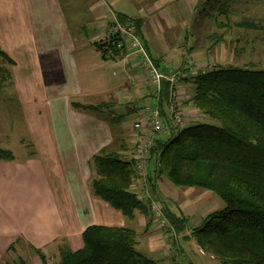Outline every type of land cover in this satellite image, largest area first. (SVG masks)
<instances>
[{"label":"crops","instance_id":"obj_1","mask_svg":"<svg viewBox=\"0 0 264 264\" xmlns=\"http://www.w3.org/2000/svg\"><path fill=\"white\" fill-rule=\"evenodd\" d=\"M135 1L140 5H149V10L140 9L141 15L137 18L144 20L139 38L158 63V67L167 77L172 73H177L179 78L194 74L192 68H185L184 62L182 69H174L164 61L161 63L156 60L158 55L155 53L160 46H155L152 42L151 30H147V27L149 21L156 17L155 23L161 29H174V26L171 27L163 19L165 16L160 12L162 7L159 1L164 4L166 1L178 3L185 9L196 0ZM89 14L93 20V33L83 31L82 26L81 34L77 36L70 30V21L61 0H0V49L16 61L13 74L18 85V80L25 87L34 80L38 86L29 87L26 90L29 97L25 99L31 103L35 101L33 99L38 102L25 105L29 119L27 122H34L37 118L38 125L34 128L36 131L33 139L38 152L24 162L16 158L11 162L0 160V264H15L14 257L7 258L15 253L17 257L22 253L26 264H44L39 251L55 254L57 257L65 247L77 251L83 247V232L93 225L129 227L135 230L138 233V249L148 257L164 251L166 244L169 247L168 234L158 222H153L148 228L147 220L140 214L135 220H127L119 211L91 193L89 181L96 175L92 170L93 157L101 149L111 145L117 149L122 147L118 144L120 133L115 131V125L118 127L125 124L128 117L134 116L144 122L143 109L151 105H145L144 101L148 98L157 101L155 94L149 89L146 72L137 59L126 56L130 52L127 49L122 53L123 57L111 61L124 65L122 67L129 76L128 79L133 80L131 87L125 88L126 91L121 94L117 91L118 96L110 92L106 95L103 91L92 93L95 96L105 95L103 101L96 104L110 103L109 109L103 111L107 118L72 107L69 100L71 96H86L81 83L80 60L75 56L77 44L81 43L80 36L84 38L82 47L87 51L88 44L93 46L94 43L101 42L115 23L114 18L121 13H114L107 0H92ZM82 15L77 14L76 20L80 22ZM183 23L181 27L185 28ZM163 36L168 47L171 46L166 34ZM81 56L84 65L86 54ZM22 64L23 70L17 72ZM47 74L54 77L48 78ZM57 75L59 78L56 81H64L57 82L54 91L48 92L52 87L51 83L56 82ZM20 91L22 94L25 92L23 88ZM189 93L188 89L180 90L177 99L178 112L184 116L185 123L195 122L200 117L196 110L193 111V105L188 103L191 98ZM46 107L50 112L45 116L40 109ZM121 107H127L128 110H122V114L117 115ZM169 117H165V121ZM166 125L169 131L162 135H169L176 130L170 127L171 122ZM120 132L124 134L123 129ZM123 134L119 139L123 138ZM150 135L152 130L148 122H144L142 131L135 132L129 140H125L131 149L126 155L128 159H135L141 140ZM160 139L161 136L156 135L154 142ZM142 189V182L137 179L135 190ZM158 191L161 192V189ZM12 246L15 248H10Z\"/></svg>","mask_w":264,"mask_h":264},{"label":"trees","instance_id":"obj_2","mask_svg":"<svg viewBox=\"0 0 264 264\" xmlns=\"http://www.w3.org/2000/svg\"><path fill=\"white\" fill-rule=\"evenodd\" d=\"M214 1L217 4L213 16L216 22L222 17L230 21L235 13V4L254 2ZM198 2L197 14L200 13L199 6L202 8L212 0ZM118 18L123 23L132 21L137 35L141 36L143 19L128 18L124 14H118ZM220 25L230 30L210 35L211 49L228 42L226 37L234 28L247 34L255 33L264 42L263 18L243 17L231 25ZM242 40L237 37L230 42L236 46V54L241 52ZM94 45L104 61L119 59L125 52L118 50L116 40ZM0 55L8 66L15 65V61L1 49ZM11 77L9 69L0 66V83L3 79L11 80ZM180 80L188 82L192 90L188 103L217 124L198 122L185 127L177 135L173 132L170 138L155 142L149 151L150 159L155 161L154 168L148 167L152 197L160 200L157 187L162 177L180 188L214 192L225 207L209 214L200 226L194 227L191 237L219 264H264V69H258L254 63L245 68L220 64L196 71L189 77H180ZM170 89L171 82L164 80L159 97L162 117L168 116L164 107L165 103L168 104ZM73 106L85 111H104L109 109L110 103ZM178 108L177 103V111ZM165 122H171L170 127L177 129L171 116ZM118 140L122 147L117 149L111 145L93 157L96 175L89 181L91 193L127 220H135L136 216L142 215L149 228L153 222L159 223L154 215V205L152 200L142 196L143 189L138 193L135 190L137 179H140L136 161L127 158L131 149L125 139ZM0 160L11 162L15 156L11 150L0 148ZM163 212L177 234L190 229L184 214L174 213L166 204ZM82 239L83 247L77 251L67 247L60 250L58 264H160L139 251L138 233L129 227L89 226ZM38 254L44 264H48L41 251ZM18 262L26 264L21 257L15 264Z\"/></svg>","mask_w":264,"mask_h":264},{"label":"rangeland","instance_id":"obj_3","mask_svg":"<svg viewBox=\"0 0 264 264\" xmlns=\"http://www.w3.org/2000/svg\"><path fill=\"white\" fill-rule=\"evenodd\" d=\"M91 1L92 0H61L67 18L70 21L71 29H69L77 36L81 34L82 26H84L83 31L93 33V20L89 14ZM107 2L114 10V13L124 14L128 18H140V9L149 10V5L147 3L140 5L135 0H107ZM199 3L200 2L196 0V2L191 4V6L189 5L190 7L187 6L184 9L181 8L178 3L173 4L166 1L164 4L162 1H159V4H161L162 7L160 12L163 16H165L163 19L168 21L171 27L174 26V29L171 31L161 29L155 23L157 21L155 19L156 17H153L151 21H149L147 30H151L152 42L155 46L156 44H159L160 46V48L156 50L155 54H157L158 57L155 59H158L161 63L164 61L168 66L170 65L174 69H177L178 67L182 69V63L184 62L183 64L185 65V68H192L194 70L193 72L204 70L208 66L214 67L215 65L220 64L224 66L245 68V66L250 63H254L258 66V69H264V42L259 35L255 33L247 34L246 31L240 32L234 28L229 31L226 37L228 42L219 44V46L215 49H211L213 43L210 39H208V37L214 33L224 34L230 30L227 27H221L220 24L225 26L229 23V25H231L234 22L241 21L243 17L264 19V0H254V2L250 3L245 1L239 2L233 7L235 13L232 14L230 21L220 17L221 19H218V22H216L213 18L217 8L215 1L212 0V2L204 5L202 8L199 6L198 9L200 10V13L197 14L195 10ZM79 13L83 14L81 16L83 19H79L80 22L76 20V16ZM114 19L116 20L115 23H117L118 17ZM182 22H184L183 24L185 25V28L181 27ZM83 34L85 33L83 32ZM164 34H166L167 40L171 42V46L169 47L168 42L163 36ZM171 37L173 39H171ZM237 37L243 39L240 45L241 52L239 54L235 53L236 46L230 43L231 40L234 41ZM80 39L81 43L79 42L77 44L78 50L75 56L78 60H80L81 83H83L86 96H83V98L71 96L69 100L72 107H74L73 104H78L83 107L84 105H93L103 101L105 95L96 94L95 96L92 94L97 91H103L106 95H108L109 92L112 94L115 93V96H118V94H116L117 91L121 94V92L126 91L125 88L129 89L131 87L133 80L128 79L129 76L122 67L124 65L120 62L116 64L111 60L104 61L103 57H101V53L94 45L92 46L88 44L89 47H87V51H85L84 47H82V40L84 38L80 36ZM84 54H86L87 59L83 65L81 55ZM15 65L8 66V63L4 62L0 55V66L5 69L8 68L12 76L11 80L7 79L6 81L3 79L0 83V148L9 151L11 150L18 161L24 162L28 157H34L36 152H38V148L36 147L33 139L36 131L34 128L38 125L37 118L34 122L31 120L27 122L29 119L27 118V113L25 111V105L27 103V105H32L33 103L38 104L36 99H33V101L35 100L33 103L25 100L29 97L26 90L29 87L37 88L38 86L35 85L34 80H32L30 84H27L26 87L22 86L21 80H18V85L16 77L13 74ZM21 66L22 67H20L17 72L23 70V64ZM180 74L182 75V73ZM46 77L52 79L54 76L52 74H47ZM57 78H59L58 75L55 76V81ZM63 81L64 79L61 81L58 79L56 82L51 83L50 86L52 87L48 89V92H53V88L57 86L56 83H62ZM179 82L176 83L177 91L180 92V90L188 89L190 91L189 95L192 96L193 93L192 90H190V87H188V82L185 80ZM21 88L25 90L23 94L20 91ZM45 88L47 89V87ZM89 94H92V96ZM184 96L187 97L186 95ZM21 98L23 100H21ZM144 104L158 105L152 98H148L144 101ZM40 110L41 113L45 114V116L48 112H50L47 107L41 108ZM85 110L82 109V111ZM122 110L128 109L127 107H121V110L117 112V115L119 113L122 114ZM194 110L196 109L193 107V111ZM164 111L166 115H170L171 110L169 108V104L165 103ZM87 112L93 115H100L103 119L107 118V115L101 110H87ZM196 113L200 115V117L197 118V121L185 123L183 129H185V127L196 125L198 122L217 124L215 121L209 120L204 117V115H201V113L197 110ZM162 118L165 123V117ZM33 119L34 118H32V120ZM139 120L140 119L136 116L128 117L125 124L123 123L118 127L115 125V131L119 132V136H121L123 132L121 133L120 130L123 129V138L125 140H129L135 132L138 133V131H141L134 129L135 123ZM166 127L169 128L168 125H166ZM181 130L182 129L180 128L173 130L175 133L174 135H177ZM173 132L169 135L160 134V136L162 139H167L171 137ZM154 164V159H150L149 155L147 167H151L153 169ZM92 170H94V167ZM95 172L96 170H94V173ZM145 177L148 184V190L152 196L153 192L151 190L148 174ZM140 180L144 184V180L141 178ZM157 189H161V192L159 193L160 200H155V202L160 205L161 209H163L166 204L174 213L179 212L184 214L188 219V227L190 229L183 234H178V237L176 238L170 236L166 229L163 230L168 234L167 239H169L168 241L170 242L169 247L166 244L164 251L153 255L150 254L149 257L157 260L160 264H219L217 259L215 260L211 255L202 251L198 243L191 237V232L194 227L200 226L209 214L223 209L225 207L224 202H222L214 192L211 193L207 190L197 188H180L174 186L166 177H162L159 180ZM158 225L160 226L161 224L158 223ZM167 247L168 249L166 251ZM140 249L142 250V247ZM41 254L46 257L48 264H58L59 260L57 255L47 254L45 251H42ZM18 256L21 258L25 257L22 256V253ZM13 257L14 259L18 258L16 253L7 256V258ZM16 264H22V262H18Z\"/></svg>","mask_w":264,"mask_h":264},{"label":"built area","instance_id":"obj_4","mask_svg":"<svg viewBox=\"0 0 264 264\" xmlns=\"http://www.w3.org/2000/svg\"><path fill=\"white\" fill-rule=\"evenodd\" d=\"M113 40L117 41L118 50H127L129 54H126L127 57H134L139 60V65L142 67L143 71L147 74V79L149 80V89L156 96V103L158 105H148L143 109L145 123L148 122L150 129L152 130V135L141 140V144L138 147L135 154L136 168L137 172L140 175V178L144 180L142 196L149 200H152L154 205V215L157 218V221L161 224L162 229H166L170 236L173 238L178 237L176 229L173 228L169 219L158 205L153 197L151 196L148 190V184L146 177L148 174V160H149V151L154 146V137L162 133H167L169 130L164 123V120L161 115V107L159 104V97L161 95V90L164 80L171 82L170 96H169V108L171 110V121L176 128L183 129L185 125L184 116H182L176 109L177 99L179 96V91L176 89V83L179 82L180 78L177 73H172L170 77H167L163 71L156 65V62L143 42L140 41L139 36L137 35V30L135 24L130 21L123 23L119 19L117 23L113 24L109 32L103 37L100 43L106 44L112 42ZM143 121H138L135 123L134 129L141 130L143 127Z\"/></svg>","mask_w":264,"mask_h":264}]
</instances>
